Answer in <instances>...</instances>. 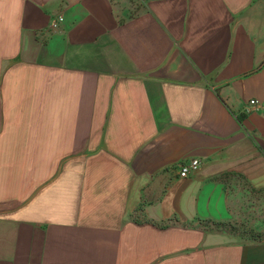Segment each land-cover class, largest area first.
<instances>
[{
	"label": "crops",
	"instance_id": "crops-1",
	"mask_svg": "<svg viewBox=\"0 0 264 264\" xmlns=\"http://www.w3.org/2000/svg\"><path fill=\"white\" fill-rule=\"evenodd\" d=\"M0 264H264V0H0Z\"/></svg>",
	"mask_w": 264,
	"mask_h": 264
},
{
	"label": "built area",
	"instance_id": "built-area-1",
	"mask_svg": "<svg viewBox=\"0 0 264 264\" xmlns=\"http://www.w3.org/2000/svg\"><path fill=\"white\" fill-rule=\"evenodd\" d=\"M257 100H251L250 104H257ZM249 111V109H246ZM201 161L199 158L190 157L184 160L179 167L178 175L180 177H187L190 175L191 172L197 170L200 167Z\"/></svg>",
	"mask_w": 264,
	"mask_h": 264
},
{
	"label": "rangeland",
	"instance_id": "rangeland-1",
	"mask_svg": "<svg viewBox=\"0 0 264 264\" xmlns=\"http://www.w3.org/2000/svg\"><path fill=\"white\" fill-rule=\"evenodd\" d=\"M239 228H240V226H239ZM246 228V227H245ZM245 228H241V231H243V230H245L246 231V229Z\"/></svg>",
	"mask_w": 264,
	"mask_h": 264
}]
</instances>
